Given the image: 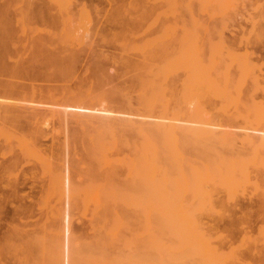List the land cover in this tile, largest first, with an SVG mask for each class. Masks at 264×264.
Returning <instances> with one entry per match:
<instances>
[{
  "label": "bare ground",
  "instance_id": "bare-ground-1",
  "mask_svg": "<svg viewBox=\"0 0 264 264\" xmlns=\"http://www.w3.org/2000/svg\"><path fill=\"white\" fill-rule=\"evenodd\" d=\"M243 1L126 0L125 4L117 6L113 20L126 22L121 31L127 32V43L130 44L126 43V47L134 49L137 58L132 62L130 60L133 69L130 68L134 73L127 77L130 78L127 80L128 87L125 85L122 90L119 88L120 92L116 88L115 90L121 94L127 88L134 89H127L130 93L136 91L137 104L133 105V101H129L131 96L127 97L129 91H123L128 99L126 106L133 107H127V113L144 118L98 115L100 121H95L100 130L97 129L96 136L90 139V143L86 141L91 147L88 145L85 151L87 158H95L94 161L97 162L94 163L95 167H88V171L90 170V175L95 174L94 176L99 178L91 187L94 189L93 199L96 202L93 204V212L95 213L94 209L98 212L101 225H97L101 227L96 230L93 240L76 249V264H264V222L257 229V233L262 232L259 234L260 238L256 235L253 237L250 233L245 234L239 245L224 249V246L220 247L214 241L215 238L222 240L223 233L220 235L221 231L217 232L216 227H208V223L206 227L204 219L205 215L218 213L219 216L227 213L229 206L238 197L237 191L246 184L256 188L257 193L258 186L262 185L258 205L260 210L264 211V100H256L254 96V91L260 85L258 69L254 63L244 60V56V59H238L239 56L235 57L236 54L230 51L225 54V42L222 34L217 31V26L226 28L228 20L232 19L234 7ZM162 4H165L166 9ZM261 6L260 13L264 16V5ZM202 12L210 16L214 14L216 17L212 22H206L207 19L205 21L202 19L204 17H200ZM255 23L262 37L264 23H261L263 27ZM140 30L146 33L137 38L136 34ZM216 31L220 36L219 45L212 40ZM198 39L202 45L205 44L204 47L210 48L208 58H205L199 49V53L193 50L196 45L194 42L199 43ZM175 43H178L179 49L178 46L174 47ZM39 46L40 44L33 46L34 51ZM42 46L44 48V45ZM64 49L73 52L68 44L64 45ZM174 67L182 70L180 103L186 102L189 96H192L195 103L191 108L170 102L167 97L171 92V78L175 73L170 76ZM17 72L19 74L20 71ZM4 74L7 75V72ZM43 76L45 77L44 74ZM15 77H21V74ZM6 83L8 85V82ZM7 90L10 89L0 91L7 94ZM12 90L9 92L11 95L15 94V88L13 94ZM102 94L108 93L103 91ZM210 94L220 97L221 104L217 109H220L221 114L231 107V117L240 115L250 124L254 122L255 125L250 126L260 127L261 134L257 131L258 134L255 131V134L245 132L244 137L239 138L241 142L238 145L235 140L237 137L234 138L233 133L231 136L228 131L216 132L214 129L213 132V128L209 127V119H202V101H206ZM99 96V100L104 98ZM78 99L76 98V101ZM84 101H87L86 98ZM72 105L74 107V104ZM76 106L79 107L77 104ZM5 107L7 108V105ZM9 108L7 112L11 113V120H18L20 116L31 121L39 119L37 111L33 110L29 115H15ZM71 113L73 112L69 115ZM78 113L72 115H79L75 118L77 121L81 116L87 119V123L92 120V115L88 119V115ZM84 119L78 123L85 125ZM120 145L128 147L127 156L118 158L107 153L109 150L114 153L112 150L120 149ZM89 147L91 149L88 151ZM117 153L118 150L114 155ZM120 167L126 171V179L123 181L117 178ZM59 184L56 186L59 187ZM74 187L72 189H75ZM78 190L75 189L76 194ZM84 190L79 192L84 194ZM244 191L240 193L243 194ZM219 193L223 194L220 200L217 199ZM245 220L247 221V216H243L239 222H246ZM122 230H127V236H123ZM243 247L249 258L251 256L250 261H247L243 249L241 250Z\"/></svg>",
  "mask_w": 264,
  "mask_h": 264
},
{
  "label": "rangeland",
  "instance_id": "rangeland-1",
  "mask_svg": "<svg viewBox=\"0 0 264 264\" xmlns=\"http://www.w3.org/2000/svg\"><path fill=\"white\" fill-rule=\"evenodd\" d=\"M125 2L126 0H0V90L15 88V94L12 90L13 95L9 93L10 90H7V94L0 91V264H76L80 245L93 240L96 230L101 227L97 225H101L98 212L96 209L94 211L97 213L93 212V204L96 202L93 199L94 189L91 187L99 178L95 174L90 175L91 172L88 171V167H95L97 162L94 161L95 158H87L85 147L89 144L86 141L90 143V139L96 136L97 129L100 130L95 121H100L101 115L132 119L141 117L127 113V107H133L126 106L128 99L125 92L132 88L123 90L125 92L122 91V95L118 94L119 88L122 90L127 86V80L130 79L127 78L128 75H133L131 62L137 58L135 50L126 47L130 44L127 43V32L121 31L126 22L113 20L117 6ZM162 5L165 7V4ZM261 5H264V0H244L234 7L232 13L236 11V14L231 13L232 19L228 20L226 28L217 26V31L222 34L225 42L223 52L226 54L230 51L236 54L235 57L239 56L238 59H244V56V60L256 65L260 78V88L254 91L256 100H264V35L261 37L254 25V22L259 26L264 23V16L260 13ZM206 14L202 12L200 17H204L202 19H207L206 22L209 23L216 17L214 14H207V17ZM218 32L212 36L216 45L220 44ZM145 33L140 30L136 37L140 38ZM38 42L44 48L39 46L34 51ZM65 42L73 52L63 50L64 45H67ZM198 42L194 43L202 45L200 39ZM174 45L179 49L178 43ZM196 45L193 50L208 58L210 48L204 47L205 44L203 47ZM176 68L171 70L170 76L175 73L170 83L172 96L169 94L167 97L170 102L179 104L182 70ZM17 71L21 73L18 74ZM28 72L33 74L30 76ZM20 74L22 78L15 77ZM103 91L108 94L103 95ZM130 91L127 92V97L131 96L129 101H133L132 105L137 104L136 91ZM211 94L206 97V101L203 100L204 103L202 101L205 106L202 119H209V127L213 128V132L215 129L216 132L228 131L231 136L234 134L238 145L241 142L239 138L242 139L245 132L250 134L257 131L261 134L260 127H253L254 122L250 126V122L240 115L231 117V107L221 114L220 109H217L221 99ZM98 96L104 98L99 100ZM76 98L79 99L76 101ZM85 98L87 101H84ZM194 103V98L189 96L186 102L179 105L191 108ZM8 108L15 115H29L33 110L37 111L39 119L31 118V121L20 116L18 120H11ZM70 112L74 114L69 115ZM78 112L88 115V119L92 115V120L87 123V119L80 114V120L83 118L86 124H79L80 120H76L79 115L72 116ZM120 147L112 150L114 153L118 150L117 155L111 153V150L107 153L118 158L127 156L128 147ZM118 170L117 178L125 180V168L120 167ZM88 186L91 188L87 191ZM73 187L76 190L79 188L78 192L83 189L86 191L84 190V194H76ZM258 188L260 191L262 185ZM243 190L246 193L241 194L240 191ZM240 191H237L238 197L234 199V204L229 206L230 210L226 211L228 214L219 217L217 213L205 215L204 218L206 227L208 223V227H216L217 232L221 231L220 235L223 233L222 240L213 239L218 246H224V249L239 245L245 234L250 233L251 236L260 238L262 233H257L264 222V211L258 205L259 191L257 193L256 188L250 184H246ZM222 195L219 193L217 199L220 200ZM83 196L87 197L86 200ZM243 216H247V221L241 223L239 221ZM122 231L123 236H127V230ZM242 249L247 261H250L251 256L249 258L244 247Z\"/></svg>",
  "mask_w": 264,
  "mask_h": 264
}]
</instances>
